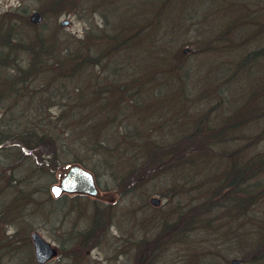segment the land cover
<instances>
[{"label": "rangeland", "instance_id": "rangeland-1", "mask_svg": "<svg viewBox=\"0 0 264 264\" xmlns=\"http://www.w3.org/2000/svg\"><path fill=\"white\" fill-rule=\"evenodd\" d=\"M74 1L76 6L73 8L53 10L55 0H0V31L9 35L8 47H0L5 56L4 60H0V83L3 77H11L13 67L17 70L20 65L26 66L31 55L29 42L36 35L40 36L43 43L52 50V57L58 63L61 61V51L66 45L68 48L78 47L79 61L88 53L92 57L99 54L100 65L93 61L86 68L79 66L81 69H78L77 76L67 83V95H73L79 87L86 89L91 83L89 79L91 73L92 76L101 72L104 76L107 75L103 82L108 88H111L112 77L119 76L117 81H120L119 84L123 82V70L129 71L133 76L145 75L154 78V85L141 93L140 98L144 105L151 104L155 108V114L149 113L145 117H140L139 113L137 117L127 118L128 126L140 129L144 134L140 132L138 134L151 140L166 137L178 139L176 144L182 146V156H188L184 157L187 161L204 162L207 165L205 169L212 167L213 153L227 142L220 140L221 138L217 139V142L214 141L211 133L198 130V126L206 124L211 130L218 124L220 113H223V116L228 115L229 120L238 118L232 113V109L237 104L236 100L241 98L240 93L245 90L244 87L248 86L246 83L253 84L264 78V50L261 51L262 57L259 54L252 63H249L250 65L245 64L246 66L239 68L238 63L248 50L260 45L264 34L244 40L241 33L234 46L228 47L225 44L220 48L215 46L221 43L220 39L223 36H230L233 29H241L242 27H239L248 23L249 18H262L261 27L264 32V0H158L161 6L165 5L164 12L160 9L161 6L145 7L139 12L135 11L137 0ZM108 1L117 2L114 13L108 10ZM155 1L150 0L147 5ZM33 12L39 15L35 22L30 18ZM257 12H260L261 16ZM114 15L119 18L123 15L124 19L121 22L116 21ZM63 20H67V23L62 24ZM149 20H152L153 24H148ZM117 24H122L123 28L128 29L127 39L131 43L139 37L143 38L142 41H147L148 44L140 50L141 53L131 54L130 45L123 56V48H114L106 52L99 48L104 40L111 43L110 37L113 36ZM114 25V28L108 29V26ZM144 34L147 35L143 36ZM206 39L211 46L203 44L206 43ZM232 52L235 54H231ZM164 53L171 56L168 62L163 61ZM142 59L148 61L143 65ZM164 64H167L173 73L159 69ZM137 66L140 68L137 69ZM47 68L41 66L37 69V75L34 76L37 78L35 80L37 85H44V79L47 76L50 78L52 72L57 69ZM215 74L220 75L212 80L206 79ZM161 78L166 82L174 79L175 88L178 89L181 84L183 91H177L178 95L171 93L169 90L174 89L173 85L166 90L163 89L165 84L158 81ZM219 83H223L219 93L222 95L224 91L227 98L220 99L216 96L214 88ZM32 84L37 88L33 80ZM115 85L112 87L114 91ZM49 87L52 88L50 84ZM232 94H235L236 100H232ZM176 96L178 98L174 99ZM157 97L163 98L164 104H160L161 102L155 104L154 100ZM10 101L6 99L0 102V126L7 120L12 110ZM57 105L49 108L50 114L57 111ZM186 114L189 115V119L182 131ZM71 122L75 124L74 121ZM103 124V135L109 137L116 133L114 127ZM259 129L260 132L263 131L262 127H256L247 134L255 139L253 134L257 135ZM73 130L75 131V127ZM243 144H246V141H243ZM252 144L249 150L252 155L257 152L264 153L262 152L264 145L255 142ZM235 147H239L237 142ZM73 150L81 156L89 155L85 159L88 166L96 164V171L88 169L89 167L87 169L91 171L99 194L97 199L78 194L74 204L66 211L64 203L70 205L69 198L72 193L61 192L58 200L49 199L54 198L50 190L51 184L59 182L69 163L57 167L52 177L51 171L43 173L36 169L38 164L30 160L35 158H29L26 153L13 147L0 148V264H32L33 249L29 237L32 231H37L46 241L58 248L56 250L59 251V256L46 264H55L59 260L67 264H188L191 257L195 259V264H201V259L205 260L209 255H213L210 262L203 261L202 264H228L233 258H240L238 264H264V256L259 259L263 254L259 253L264 250V231L257 229V224L250 221L248 215L240 214L236 217L237 215L227 212L226 204L222 206L223 210L220 212L210 210L205 212L204 217H209V222L213 226L197 219V226L188 232L193 234V237L188 234L182 238H170L171 232L164 231L163 227L170 221L173 208L185 205V197L189 194L196 195L198 190L171 192V174L167 167L162 170H143L139 174L140 182L136 179L130 183H122L121 168H124V165L120 160L125 161L128 158L130 160L132 158L130 153L119 155L122 157H113L115 166L106 170L101 166V162L96 161L98 158L95 155L75 145ZM198 169L200 171H196L198 177L211 178L203 170ZM260 172L259 175L263 176V179L258 180L263 182L264 169ZM11 177L18 179L17 182L10 180ZM207 178L204 180H210ZM26 186L38 190V197L35 199L19 197L24 194L22 190H27ZM150 196L160 199L157 206L149 204ZM12 200L17 208L13 214L10 210ZM94 207L97 208V212ZM252 207L255 211L251 213L264 215V196L261 195L260 200ZM217 223L218 225L214 226ZM89 227L92 229L85 232ZM246 228L248 233H254L249 236L252 243L241 247L240 236L247 233ZM72 236H77V239H72ZM157 236L166 239L161 244L162 248H155L156 257L164 252L162 259L138 262L133 257L135 243L147 242ZM158 242L159 239L154 243ZM7 245L13 247L1 250ZM189 245L194 248L195 254L185 256ZM237 246L243 251L236 253ZM26 249L30 253V260L23 257ZM250 253L256 256L252 257ZM66 256H70V259ZM17 257H22V261L18 262L15 259Z\"/></svg>", "mask_w": 264, "mask_h": 264}, {"label": "trees", "instance_id": "trees-1", "mask_svg": "<svg viewBox=\"0 0 264 264\" xmlns=\"http://www.w3.org/2000/svg\"><path fill=\"white\" fill-rule=\"evenodd\" d=\"M108 2V10L113 11L114 13L117 8V2ZM54 4L55 5L52 6L53 10L66 7L73 8L76 6L74 0H55ZM160 6L161 4L156 0L155 3L147 7L160 8ZM164 7L165 5H162L160 8L163 12ZM163 14L164 13H162V17ZM114 17L116 18L117 16L114 15ZM123 19L124 17L122 15V18H117L116 21L120 20L121 22ZM250 19L251 18H249L248 23L242 24L239 27H242L241 29H233L230 31V36H223L220 39L221 43L215 46V48H220L224 44L228 47L234 46L239 40L241 33L243 34L242 39L244 40H247L249 37L254 38L255 36L263 35L259 34L263 23L262 18L254 17L251 20ZM147 23L153 24V21L149 20ZM138 27H140V25H138ZM114 31L113 36L110 37L111 43H106V40L100 43L99 48H103V52L120 47L123 48V56L129 49L130 45L132 46L131 54L134 55L141 53L140 50L144 49L148 44L147 41H142V37L135 38L131 43L130 40L127 39L128 29L123 28L122 24L115 27ZM90 32H92V30ZM146 35L147 34H144L143 36ZM8 36V33H0V47H8ZM224 39H227V41ZM29 44V52L31 55L26 62V66L23 67L20 65L17 67V70L13 67L11 69V77H3L0 83V102L6 101V99L9 101L11 100L9 105L13 106L11 107L12 110L10 111L7 120L2 123V126H0V148L13 147L20 152L26 153L29 158H35L30 160L31 162L38 164L36 169L43 173L51 171L50 176L52 174V177L53 172L57 167L70 162L80 163L84 167H89L88 169L96 171V164L91 165V167L87 165L85 159L89 157V155L85 154L84 156H81V154L74 152V145L93 156L95 155L98 158L96 161H98V163L101 162V166L106 170L115 166L113 157H122L119 155L130 153V157H132L130 160L129 158L125 161L120 160V163L124 165V168H121V174L123 173L122 183H130L136 179L140 182L141 178L139 174L142 173L143 170H162L168 166L182 169L186 167L185 169H188L189 166H187V164L192 161H187L184 158L188 156H182L183 148L176 144L178 139L169 137L168 139L160 138L157 140H151L149 137H144L138 134L139 132L144 134V132L135 127H129L127 123H125L126 127H122L119 123L120 117L116 115L117 111L120 110L121 113L129 114L128 119L131 117H137L139 115V108L143 105L141 102L142 99L140 98L141 93L143 94L146 90H149L148 87L154 85V78L151 79L145 75L133 76L129 71L127 72L126 70H123L124 76L123 82L121 83L123 87L121 90L115 87L116 91H114L112 90V87L114 84L117 85L120 82L117 81L119 76L118 78L112 77L111 88H108L103 82L107 75L104 76L101 72L99 75L92 76L91 73L89 78L95 81V87L99 88H94L88 84L89 89L79 87L75 90V93L70 96V94L67 95L66 93V91H68L66 87L68 86V81H71L70 79L77 76L78 69H81L79 66H84L86 68V66L93 61L96 65H100L101 57L99 58V54L92 57L90 56V53H88L81 58V61H79L78 47L68 48L66 45L61 51V61L58 63L57 61H54L51 53L52 50L48 48L47 44L43 43L40 36L36 35ZM203 44L207 47L211 46L208 39H206V43L204 42ZM257 47H260V49H262L261 51L264 50V47L261 45ZM253 50L256 49L248 50L241 57V61L238 63L239 68L245 64L252 63L259 54L262 57L260 50V52ZM1 57L5 58L2 51H0V58ZM164 57L163 61L166 60L167 62L171 58L170 55L165 53ZM56 59L58 58L56 57ZM142 60L143 65L148 61L146 59ZM40 66H43L44 69H48L47 67L57 68L52 72L53 74L50 78H47V76L44 79V85L42 86L36 84L37 82L35 80L37 78L34 77ZM249 67L251 68V66ZM139 68L140 66H137V69ZM159 69H165L173 73L167 64L162 65ZM115 73H118V71H115ZM219 75L220 74H215L206 79L212 80ZM32 80L37 88L32 84ZM158 81L160 83H166V85L175 86L174 84H176L174 79H169L166 82L164 78H161ZM254 83L259 84L258 89L250 91L244 95L242 97L244 104L241 105H244L246 109L254 111L248 112L247 116L251 118L253 125L259 123V128L262 127V130H264V78L260 81H255ZM49 84L52 88L49 87ZM180 86L182 85L180 84ZM47 91H49L48 99L46 100L47 107H35L36 102L33 105H30L31 107L26 106V103L32 102L31 98L35 92L43 94ZM173 94L178 95V93ZM177 98L178 97L176 96L174 99ZM154 101L155 104L160 102V104H164L165 102L161 97H157ZM48 105L50 106L48 107ZM53 105H57V111L50 114L49 108ZM71 121H74L75 124ZM244 122L245 123H243V119L241 120V118L235 117L234 120H229L228 118L225 123L226 126L222 123H218L214 125L211 130L208 129L209 127H206V124L198 126V130H204L205 132L211 133L214 137H212L214 141L216 140L217 142V139L221 138L220 140L227 142V144L221 146L215 153H213L214 155H212V161L215 162L213 163V166L217 168V171L211 176V178H208L210 180H203V182L196 180L192 181L189 177L179 175L177 180H180V182L172 183L170 187L171 192L177 190L191 191L192 189H195L198 190L196 193L197 195L200 189H202L203 193L201 198L196 202H191L185 199V205H182L180 208H177V205L173 208L170 221L166 222L163 227L164 231L169 230L171 232L170 238L186 237L189 234L188 232L192 231L193 228L197 226V219L204 220L205 222L210 223L209 226H213L211 225V222H209V217H204L206 214L205 212L209 210L216 213L220 212L223 210L222 206L226 204V210L228 213L235 216L237 215L236 217L240 214L243 216L248 215L250 218L249 220L257 224L256 228H260L264 231V215L258 216L256 213H251L252 211H255L253 210L255 206L252 207V205L260 200L261 195L264 196V181L261 182L258 180L263 179V176L259 175V173L264 169V153L260 154L257 152L255 155H252L249 151L253 145L252 142L261 144L263 131L260 132L261 129H259L257 135L253 134L255 139L250 138L249 134L243 129L248 122ZM103 123H106L110 127H114L116 133L109 137L103 135ZM74 127L75 131L73 130ZM226 128H228V131H233L235 139H227L225 137L227 134L225 133ZM243 141H246V144H243ZM236 142L239 144V147H235ZM262 152H264V150ZM237 155L241 158L236 159ZM239 164L247 169V171L241 175L237 174L239 173L237 171ZM189 168L192 169L193 167ZM196 169L197 167H194V170ZM10 180H15L14 183H16L18 179L11 177ZM178 194L185 196L183 193ZM77 195L78 194L75 193L70 194V205L68 206L67 203H64L66 204V211L74 204ZM227 196H235V199L232 202L227 203V201L224 200ZM58 199L59 197L56 199L50 198L49 200L56 201ZM94 209L97 212V208L94 207ZM196 214L197 217H195ZM94 221L96 222V220ZM99 224L100 222L97 223V227L100 226ZM217 225L218 223L214 226ZM91 226L94 228L93 225ZM92 228H87L85 232ZM243 234L244 235L240 236L239 245L241 247H246L252 243L249 236L254 233H248L247 231V233ZM84 235L86 236V234ZM161 235L162 234H160V237ZM190 235L191 234H189V236ZM160 237L157 236V238L154 237L152 240H149L152 242H149L148 240L147 242H137L141 251L143 249L146 250L145 253H142L141 259L153 260L155 258V248H162V242L166 241L165 238L161 239ZM72 239H77V236H72ZM81 239L85 240L83 238ZM157 239H159V242L154 243ZM241 251H243V249L237 246L235 252L240 253ZM260 254L262 255L259 259L264 256V250L261 251L259 255ZM249 255L252 257L256 256L254 253H250Z\"/></svg>", "mask_w": 264, "mask_h": 264}, {"label": "bare ground", "instance_id": "bare-ground-1", "mask_svg": "<svg viewBox=\"0 0 264 264\" xmlns=\"http://www.w3.org/2000/svg\"><path fill=\"white\" fill-rule=\"evenodd\" d=\"M149 1L150 0H137V5H136V8H134L135 9V11H140V10H142L143 8H145V7H147V6H151L152 4H149V5H147L148 3H149ZM102 3V2H101ZM246 13H248V12H246ZM257 13H259V15H260V12H257ZM261 16V15H260ZM117 18H119V17H116V19ZM254 18V17H253ZM257 18V17H256ZM119 26V24H117V26L116 27H118ZM113 27H115V25L113 26ZM112 27H109V29H111ZM261 32L259 33V34H264V32L262 31V27H261V30H260ZM0 33H1V31H0ZM260 45L261 46H263L264 47V37H263V39L261 40V43H260ZM252 49H256V50H253V51H261L262 49H260V47H254V48H252ZM259 51V52H260ZM231 54H235L234 52H232ZM0 60H4V58H0ZM41 67V66H40ZM39 67V68H40ZM42 68H44L43 66H42ZM90 79V78H89ZM246 80V79H245ZM246 82V81H245ZM94 83H95V81H93V80H91V83L89 84L90 86H92V87H94V88H99V87H95V85H94ZM163 84H165L164 85V88L163 89H165L166 90V88L167 87H171V85H166V83H163ZM221 84H223V83H219L215 88H214V90L216 89V96H218L220 99H222V97H225V98H227V96L224 94V91H223V93H222V95L219 93L220 92V88H221ZM246 85H248V86H246V87H244V89L245 90H243L242 91V93H240V94H242V96H241V98L238 100H236V96H235V94H232L231 95V97H232V100H236L237 101V104L235 105V106H233L234 108L232 109V113L234 114V115H237L238 116V118H241V120L243 119V123H245L244 121H246V122H248L247 123V125H245L244 127L245 128H243L244 130H245V132L246 133H249L250 132V130L252 129V128H256V127H258L259 128V126L258 125H260L259 123L258 124H255V125H253L252 124V120H251V118L250 117H248L247 115H248V112H254V111H251V110H249V109H246L245 107H244V105H241V104H244L243 103V96L244 95H246L247 93H249L250 91H253V90H257L258 89V83H253V84H247L246 83ZM96 86H98V85H96ZM122 85L121 84H117L116 85V88L117 89H119V90H121L122 89ZM86 89H89L88 87L86 88ZM250 89V90H249ZM247 90H249V91H247ZM171 93H177V91L178 92H180V91H183L182 90V86H180L179 85V87H178V89H176L175 88V86H174V89H170L169 90ZM168 91V92H169ZM48 92L49 91H47L46 93L44 92L43 94H40L39 92H35L34 93V95H33V97L31 98V101L32 102H30V103H26V106L27 107H29L30 105H33L35 102H36V104H35V107H42V108H45V107H47V102H46V100L48 99ZM167 92V93H168ZM164 93V92H163ZM183 96H185L183 93H181ZM240 94H238V97L240 96ZM152 104L153 105H155L153 102H152ZM31 107V106H30ZM172 108V107H171ZM171 108L169 109V111L171 110ZM244 110V111H243ZM235 111V112H234ZM155 112H156V110H155V108L151 105V104H149V105H142L140 108H139V113H140V117H145L146 115H148L149 113H152V114H155ZM116 115H118L120 118V125L122 126V127H126V125H125V123H127L126 121H127V118L129 117V114H126V113H121V111L120 110H118L117 111V113H116ZM218 118L219 119H221L222 121H220L219 119H217V121H218V123H222V124H224V126H226L225 125V123H226V121H227V119H228V115L227 116H223V113H220L219 115H218ZM188 119H189V115L188 114H186V116H185V120H184V124L182 125V127H181V130L183 131V126H185L186 124H187V121H188ZM16 124V123H15ZM241 128H242V126H241ZM256 132V131H255ZM175 133V132H174ZM225 133H227L226 135H225V137L227 138V139H235V134L233 133V131L232 130H229L228 131V128H226L225 129ZM169 137H166V139H168ZM263 143H264V130H263V132H262V139H261V144L263 145ZM239 152V151H238ZM237 158L236 159H238V158H241L240 156H236ZM232 161V160H231ZM233 162V161H232ZM213 163H215V162H213ZM234 163V162H233ZM69 164H72V163H69ZM76 164L78 165V166H80V167H82L83 169H85V170H87V171H89L90 173H91V171L90 170H88L87 168H85L82 164H80V163H77L76 162ZM217 164V163H216ZM69 165H67V167H68ZM187 166H189V167H193L192 169H190L189 167H188V169H185V168H178V167H174V166H168L167 167V170H169L170 171V174H171V182L172 183H178V182H180V180H177L179 177V175H183V176H186V177H189L190 179H192V181H202L203 182V180H204V178H207V177H202L201 178V176L200 177H198L197 175H198V173L196 172V171H199V169L198 168H200L201 170H203L204 172H205V174H207V175H210V176H213V174L217 171V168H215V167H213V164H212V167H210L209 169H205V167L207 166L205 163H193V162H190V163H188L187 164ZM67 167H66V169H67ZM194 167H197V169L196 170H194ZM65 169V170H66ZM64 170V171H65ZM193 171V172H192ZM239 173H237V174H239V175H241L242 173H245L246 171H247V169H246V167H244V166H241L240 164L238 165V170H237ZM200 172V171H199ZM182 173V174H181ZM236 174V173H235ZM208 179V178H207ZM184 181H186V180H184ZM54 184H56V183H54ZM52 185V184H51ZM23 186H25V185H23ZM27 187V186H26ZM51 187V186H50ZM22 190V189H21ZM23 191V193L24 194H21V195H19V197H27V198H31V199H35L36 197H38V195H39V191L38 190H34L33 188H29V187H27V190L26 191H24V190H22ZM52 193V192H51ZM72 193H75V194H85V195H88V196H90V197H92V198H96L97 199V197H98V194H99V189H98V194L97 195H93V194H89V193H86V192H72ZM202 189L198 192V194L197 195H192V194H189V195H187L186 197H185V199H187V200H189V201H191V202H196L199 198H201V196H202ZM52 195H53V193H52ZM197 196H198V198H197ZM53 199H55V198H57L58 197V195L57 196H54L53 195ZM152 197H155V196H150L149 197V200H148V202H149V204L150 205H153V206H157L158 204H159V202H160V199L159 198H157L158 199V203L157 204H155V203H152L151 201H150V199L152 198ZM235 199V196H228V197H226V198H224V200L225 201H227V203L228 202H232L233 200ZM13 201L14 200H12L11 201V203H12V206L10 207V210H11V214H13L15 211H17V208L14 206V204H13ZM32 232H37V231H32ZM32 232L30 233V242H31V246H32V253H33V262H32V264H46L49 260H51V259H53V258H56V257H58L59 255L58 254H60L59 253V251H57V250H55L56 252H55V254H53V255H51V256H49L48 258H46V259H44L42 262H37L36 261V259H35V254H34V246H33V240H32V237H31V234H32ZM38 233V232H37ZM39 234V233H38ZM193 234H191L190 236L191 237H193L192 236ZM39 236L40 237H42L40 234H39ZM43 238V237H42ZM44 239V238H43ZM45 240V239H44ZM136 245H135V255H133V257H135L136 258V260L139 262V261H141V260H144V261H150L151 262V260H149V259H141V257H142V253H145V249H143L142 251L140 250V246H139V244L136 242L135 243ZM52 247H54L55 249H58L55 245H51ZM11 247H13V245H7L6 247L4 246V248H2L1 250H8V249H11ZM64 247V246H63ZM25 253H24V255H23V257H26V258H28L29 260H30V253H29V251H28V249H26L25 251H24ZM186 252H188L185 256H188L190 253L192 254V253H194V248L193 247H191L190 245H189V247H188V250H186ZM195 254V253H194ZM163 255H164V252H162L161 254H159V256L156 258V256L154 255V257L156 258H154L155 260H159V259H162V257H163ZM118 257L119 256H117L116 257V259H118ZM211 257L213 258V255H209L208 256V258L207 259H205V260H202L201 259V261H200V263L202 264L203 263V261H206V262H210V260H211ZM22 257H17V258H15L18 262H20V261H22V259H21ZM66 258L67 259H70V256H66ZM184 259H185V257H184ZM239 260H240V258H238ZM194 260L195 259H193V257H191V258H189V260H188V264H195V262H194ZM55 264H67V263H64V261H62V260H59V261H57V262H55ZM150 264V263H149Z\"/></svg>", "mask_w": 264, "mask_h": 264}, {"label": "water", "instance_id": "water-1", "mask_svg": "<svg viewBox=\"0 0 264 264\" xmlns=\"http://www.w3.org/2000/svg\"><path fill=\"white\" fill-rule=\"evenodd\" d=\"M30 18L35 22L39 18V15L33 12ZM61 23L66 24L67 20H63ZM50 190L54 196L59 195L61 191L86 192L93 195L98 194V189L94 183L92 174L77 164H70L67 169L63 171L59 179V184H52ZM150 201L155 204L158 203L156 197H152ZM31 237L37 262H42L44 259L55 254L56 249L52 247L48 241L40 237L37 232H32ZM239 261L238 258H233L228 264H238Z\"/></svg>", "mask_w": 264, "mask_h": 264}]
</instances>
